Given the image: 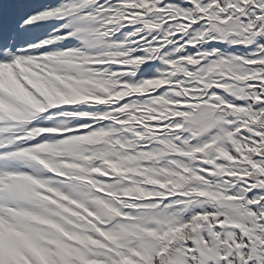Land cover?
<instances>
[{
    "label": "snow or ice",
    "instance_id": "obj_1",
    "mask_svg": "<svg viewBox=\"0 0 264 264\" xmlns=\"http://www.w3.org/2000/svg\"><path fill=\"white\" fill-rule=\"evenodd\" d=\"M0 264H264V0H0Z\"/></svg>",
    "mask_w": 264,
    "mask_h": 264
}]
</instances>
